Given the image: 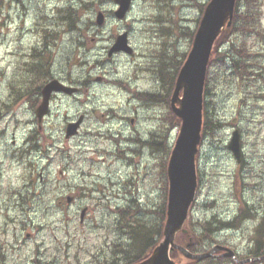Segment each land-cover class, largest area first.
<instances>
[{"label": "rangeland", "instance_id": "374dc122", "mask_svg": "<svg viewBox=\"0 0 264 264\" xmlns=\"http://www.w3.org/2000/svg\"><path fill=\"white\" fill-rule=\"evenodd\" d=\"M206 1L133 0L118 20L114 0H0V264H105L117 260L116 248L129 240L120 209L138 214L148 227L160 224L179 123L164 103L146 105L139 98L159 92L155 72L162 70L163 57L169 73L187 55ZM246 9L257 19L253 33L237 26L218 50L235 54L244 44L253 55L252 75L241 82L230 58L221 55L208 65L203 107L206 100L212 129L196 155L198 185L186 220L194 231L205 222L218 227L211 238H202L199 251L221 243L237 258L253 248L264 211V0H250L248 7L239 0L237 16ZM98 12L103 25L85 29ZM46 25L57 33L53 68L75 76L90 73L91 93L55 100L44 126L47 137L28 140L36 127L26 124L31 114L24 107L10 103V92L24 86V66L34 63L29 48L42 41ZM124 30L130 31L135 57L112 56L104 63L113 38ZM80 31L86 34L83 45ZM102 74L129 81L131 88L95 83ZM84 111L90 115L79 135L66 140V119ZM234 130L240 135L239 163L227 147ZM241 201L253 207L251 218L234 228L213 221H231Z\"/></svg>", "mask_w": 264, "mask_h": 264}, {"label": "water", "instance_id": "95a60500", "mask_svg": "<svg viewBox=\"0 0 264 264\" xmlns=\"http://www.w3.org/2000/svg\"><path fill=\"white\" fill-rule=\"evenodd\" d=\"M114 2L117 5L114 16L116 19L122 20L128 13L132 0H114ZM234 6L235 0H210L207 3L195 32L191 49L178 72L170 99V107L181 123L167 164L168 194L163 239L148 258L136 264H177L170 258L171 249L178 250L186 259L190 260L199 261L221 252V256L237 261L234 251L228 247L216 245L206 253L196 254L175 242L178 232L187 233L183 226L194 202L198 185L195 157L202 138V100L207 66L215 40L226 27L231 25ZM103 18V14L99 12L96 18L98 25L103 24ZM118 52L132 54V48L128 44L125 32L117 36L108 55L112 56ZM53 91H64L71 94L74 89L60 84L57 80L47 83L43 88L44 101L37 109L38 118L47 112L48 99ZM180 93H182L181 97ZM81 120L80 118L67 126L65 139L68 140L77 134ZM227 147L236 162H239L241 149L237 130L232 132ZM71 200L72 197H67V203H70ZM85 212L86 208L80 214V221L83 220ZM252 260L254 259L247 261ZM244 262L246 261L238 263Z\"/></svg>", "mask_w": 264, "mask_h": 264}, {"label": "trees", "instance_id": "16d2710c", "mask_svg": "<svg viewBox=\"0 0 264 264\" xmlns=\"http://www.w3.org/2000/svg\"><path fill=\"white\" fill-rule=\"evenodd\" d=\"M238 2H239V0H236L235 13H234V18H233V22H232L231 26L226 28L221 33V35L216 39V41L213 45V49H212V53H211L210 61H209V66L214 62V60L216 59L217 56L221 55L222 58L223 57L230 58L231 63H232V70H233L234 74H236L238 79L241 82H243L245 77L250 79L249 75L250 74L252 75L251 72L253 71V67H254V64L252 61L253 55L246 52L244 44L241 45L240 48H238L235 51V54H232V52L220 53L218 50L221 43L228 41L229 33L231 31H235V27L240 26V28H236V29L246 31L247 33L251 34V33H253V31L255 30V27L257 26V19L254 18L253 13L250 11H247V9L245 12L240 13L237 16L236 7H237ZM249 4H250V0H246V6L247 7ZM204 6H205V4L201 5L202 10H203ZM193 32H191L192 38L194 36ZM47 42H49V41H47ZM43 47L45 48V43H44ZM162 55H165V54H162ZM185 57H186V55L183 56V60L181 62H178L177 68L175 69V66H174L173 69H175V70H173L172 72L169 71V73L165 72V68H166V66L164 65L165 57H163L162 58V65H163L162 70L160 72L157 71V73L155 72V74H157L156 77H158L159 79L162 78L163 81H165V79L168 76H171L172 83H171V87H170L169 91L173 87L174 78L176 76L177 71H179L182 63L184 62ZM248 57L250 58V60L248 59ZM49 60L50 59H48L47 57L44 58V63H43L44 81H46L49 77V75H48ZM36 64H37V62H35L34 65H36ZM160 81H161V79H160ZM161 83H164V82L161 81ZM207 83H208V78L205 79V87H204L205 90H206L207 85H208ZM23 95H24V86L22 84L18 85V86H13V90L10 92V97H11L10 103L16 102V104H17L18 102L21 101V98ZM142 96L148 102L153 101V103H158L156 98H152V95L142 94ZM168 104H169V98L167 99V102L164 103V105L169 107ZM206 105H207V102L205 100L204 107H203L204 108V110H203V124H202V132H201L202 133V140L204 139L207 130L212 129V127H210V122L208 121V113H207V111H205V109L207 108ZM170 114H171V118L176 120L177 123L180 122L179 119L172 112ZM166 198H167V186L165 188V202L163 204L162 210L160 211V224L158 226L152 225L153 227H148V225L143 222V219L138 217V214H136L134 216H130L129 211H127L125 209H120V211L122 213L118 219H121L122 222H126V229H127V233L129 234V240L126 244L120 245V247L116 248V250H118V251L121 250V252L118 253V254H120V256H117L116 258H112V259H117V260H111L110 259V261H106L105 264H135V263H138V262L146 259L147 257H149V255L152 253L153 249L159 244V242L162 239V230H163L165 217H166V215H165ZM244 201H241L242 206L239 209L238 214L234 218H232L231 221H229L227 223H223L222 222L223 220L222 221L221 220H215V218L213 221L218 223L220 226L222 225V228H234V227L239 226L241 221L245 218V216H250V218L253 216L252 214L248 213V212H251L250 210H252L253 207H250ZM212 224H213V222L202 223L200 230L194 231L189 226H187V224L185 223L184 228L187 230V233L183 234L182 232H179L175 237V242L178 245L188 249L192 253L208 252L211 248L205 249L203 251H199L197 248V245L201 244L202 238H211L212 237L211 233L217 231L218 227H215L216 229H214V228H212ZM124 230H125V227H124ZM254 234H255V238H254L253 248L249 251V253L247 255H244L241 257L238 256L239 259L247 260V259H253V258L255 259V258L264 257V211H263V213H261V215L258 218V224L254 229ZM215 245H222V244L217 243ZM222 246H224V245H222ZM170 257L177 264H216L217 262L219 264H224V262H226L227 260H231V262L233 264H236L234 261H232V259L221 257L219 255L215 256V257H217V259H214L215 257H209V258L199 260V261L190 260V259H186L176 249L171 250ZM101 264H104V263H101ZM246 264H264V258L260 259V260L248 262Z\"/></svg>", "mask_w": 264, "mask_h": 264}, {"label": "flooded vegetation", "instance_id": "af4514ba", "mask_svg": "<svg viewBox=\"0 0 264 264\" xmlns=\"http://www.w3.org/2000/svg\"><path fill=\"white\" fill-rule=\"evenodd\" d=\"M51 25L53 26V24H51ZM51 25H46L45 27H43L41 29L40 34H41L42 41H40V43L36 44L35 46H31L29 48L28 58L33 60L34 63H32V64L29 63V64H26L24 66V73H25V77H26V78H24L25 79V81H24V95L22 96L21 101L16 104V106L18 104H20L22 107L25 108L26 112L31 114V119L26 120V124L27 125L31 124L32 126L36 127L34 130L30 131V136L33 138V140L45 139L47 137L45 130H44V126H45V124H48V120L51 119V117L53 116L52 105H53V102L55 100L60 99V98L78 99L79 96H82V95L85 96L86 94H88V92L91 93L90 92V86L92 84V79L89 76V75H91L90 73H88L84 76H75L71 72H68V71L65 74H64V72L59 73L55 70V68H53L56 45H57L58 41L56 39L57 33L54 31V27H52ZM88 25H90V27L85 25L84 28L90 29V28H92L91 26H93V25H96L97 27H99L96 22L95 23L89 22ZM123 32L127 33L128 43L130 44V46L133 50L132 54L127 55L124 52H118L116 54H113L112 56L115 57L118 55H123V56L129 57V58H133V57H135V54H136V48L130 42V31L124 30ZM123 32H121V33H123ZM79 34L82 37V40L79 41V43H81V45H83V43L85 41L84 38L86 37V34L82 31H80ZM119 34L115 35V37L113 38V42L115 41L117 35H119ZM96 35L98 36V34H96ZM47 41H49V42H47ZM90 41L93 42V41H97V40L95 38H91ZM44 43H45V48L43 47ZM110 47L107 49V59L104 61V63L108 62V58L109 59L112 58V56L108 55ZM45 57L50 59L49 65H48L49 77L46 81H44V78H43V63H44ZM35 62H37L36 65H34ZM97 63H95L94 66H97L98 65ZM66 64H69V62H66ZM100 64H102V63H100ZM160 79L164 83H161ZM160 79H159L160 88H159L158 93H146V92H144L141 94L152 95V98H156L157 101L160 103H166L167 99L169 98V104H170V97H171L172 89H173V87H172V89L169 91V89L171 87V83H172L171 76H168L165 79V81H163L162 78H160ZM53 80H57L61 84L65 85L66 87L74 89V91L71 94H68L67 92H64V91H53V92H51L49 99H48L47 112L41 118H38L37 109L41 106L42 102L44 101L43 88L47 83H49L50 81H53ZM93 81H95V83H98L99 85H104L105 87L108 85H113L114 87L118 86L119 89H122V88H124V85L128 86V88L125 92H128V89L131 88L129 81H126V80L110 81V79L108 78V76L106 74L96 75L93 78ZM174 82H175V80H174ZM135 99L137 100V98H135ZM141 99L143 100V103L146 105L153 103V101L152 102L146 101L143 98V96H141V98H139V100H141ZM90 110L92 112H94L95 109L91 108ZM88 115H90V112L84 111L82 113H76L74 116L67 118L65 121L64 132L66 130V127L69 124L74 123L78 119L81 118L82 120H81V123L77 129V134L74 136V137H77L79 135L81 127L83 126L84 122L88 118ZM133 122H134L133 119H129V123H133ZM168 131H169V129H168Z\"/></svg>", "mask_w": 264, "mask_h": 264}, {"label": "bare ground", "instance_id": "6f19581e", "mask_svg": "<svg viewBox=\"0 0 264 264\" xmlns=\"http://www.w3.org/2000/svg\"><path fill=\"white\" fill-rule=\"evenodd\" d=\"M135 139H137V138H135ZM129 141H130V140H129ZM129 141H128V142H129ZM135 141H136V140H135ZM137 142H139V141H137ZM140 142H141V141H140ZM134 143H135V142H134ZM135 144H136V143H135ZM140 144H141V143H140ZM140 144H139V145H140Z\"/></svg>", "mask_w": 264, "mask_h": 264}]
</instances>
